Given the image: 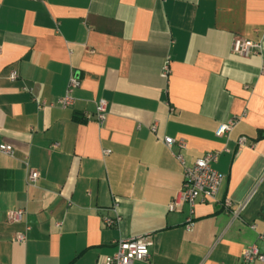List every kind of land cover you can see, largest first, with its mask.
Wrapping results in <instances>:
<instances>
[{
    "label": "crops",
    "instance_id": "1",
    "mask_svg": "<svg viewBox=\"0 0 264 264\" xmlns=\"http://www.w3.org/2000/svg\"><path fill=\"white\" fill-rule=\"evenodd\" d=\"M235 37L260 51L235 53ZM263 64L264 0H0V142L14 148L0 153V264H96L142 233L149 258L131 264H242L244 247L263 250ZM100 100L101 124L85 117ZM165 135L185 139L187 163L220 152L218 196L189 229L187 206L168 208L183 167ZM254 189L238 216L224 210Z\"/></svg>",
    "mask_w": 264,
    "mask_h": 264
},
{
    "label": "built area",
    "instance_id": "2",
    "mask_svg": "<svg viewBox=\"0 0 264 264\" xmlns=\"http://www.w3.org/2000/svg\"><path fill=\"white\" fill-rule=\"evenodd\" d=\"M261 44L259 41H252L246 38L235 37L232 43V50L243 56L251 53L259 52ZM264 69V64H263ZM163 74L167 75L169 72L168 64L165 63L162 68ZM18 74L15 70L10 71V80H15ZM80 82L76 76L69 78L66 93L58 100L61 107H68L73 103L72 91L79 86ZM106 103L100 100L96 104L94 114H86L85 117L93 118L98 123H103L106 119ZM236 118H231L226 123H222L217 128L215 134L217 136H224L232 129L236 123ZM155 131V127H151ZM162 142L170 150V152L178 159L183 167V180L182 185L173 201L169 203L170 210L184 204L187 206V216L185 227L191 228L194 208L198 202H211L214 201L219 193L221 185L224 180V175L220 173L214 166L217 160L219 151L213 150L206 152L200 157H197L192 163H187L183 157L182 151L186 149L187 143L183 138H174L168 135L163 136ZM245 142V137L241 136L238 139V144L242 145ZM0 153L13 156L14 148L11 144L0 142ZM39 173L34 169H28L26 179L29 183L37 180ZM255 189L252 190L237 206H233L230 199L223 200V208L226 212L234 216L245 208L250 198L252 197ZM115 210V209H114ZM116 211V210H115ZM22 210L13 209L8 211V218L11 221H19L21 219ZM102 221L106 226H112L120 221V216L117 212L115 215L103 216ZM255 226L252 225V228ZM23 233H16L15 240L21 241L24 239ZM264 239V232L258 236ZM152 244L151 233H142L138 235L120 238L116 241V249L113 253L101 256L96 264H131L133 261H147L149 258V247ZM242 264H264V249L260 250L256 243H252L244 247L242 250Z\"/></svg>",
    "mask_w": 264,
    "mask_h": 264
}]
</instances>
